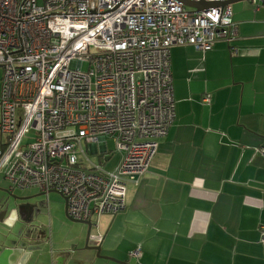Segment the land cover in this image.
<instances>
[{
  "label": "built area",
  "instance_id": "2783aa9c",
  "mask_svg": "<svg viewBox=\"0 0 264 264\" xmlns=\"http://www.w3.org/2000/svg\"><path fill=\"white\" fill-rule=\"evenodd\" d=\"M195 1L218 4L197 11L181 0H0V169L26 131L36 132L5 174L11 191H58L77 220L126 210L129 181L148 170L176 116L171 48L205 54L237 34L225 0ZM108 137L122 154L117 166L82 167L84 143L109 154ZM130 255L140 257V247Z\"/></svg>",
  "mask_w": 264,
  "mask_h": 264
},
{
  "label": "crops",
  "instance_id": "0c3cea01",
  "mask_svg": "<svg viewBox=\"0 0 264 264\" xmlns=\"http://www.w3.org/2000/svg\"><path fill=\"white\" fill-rule=\"evenodd\" d=\"M241 1L231 5L232 39L205 54L171 48L175 119L129 181L126 210L99 215L88 242L124 263L86 248L87 230L67 221L62 201L27 215L44 236L33 231L35 245L10 264H264V0Z\"/></svg>",
  "mask_w": 264,
  "mask_h": 264
},
{
  "label": "rangeland",
  "instance_id": "374dc122",
  "mask_svg": "<svg viewBox=\"0 0 264 264\" xmlns=\"http://www.w3.org/2000/svg\"><path fill=\"white\" fill-rule=\"evenodd\" d=\"M242 2V1H240ZM235 2L232 4V6L240 3ZM84 68H87L85 65ZM4 74V69L0 67V91L2 87V77ZM0 121H1V108H0ZM36 132L35 130L29 128L25 135L22 138L21 143L19 144L18 148L15 150L17 151L9 160V162L0 169V232L5 234H11L13 232V228H20L21 223L19 221H23L26 219L27 215L31 216L32 214H37L39 216L42 215L41 209H47L49 206H55L57 203L64 202L65 200L63 196L57 192H50L49 197L47 193H41L39 190L37 191L36 187L34 188H28V189H20L16 188L14 191L9 190L10 187V181L5 178V174L9 169H11L13 163L19 156V151L21 148V145H24L26 143H30L35 141ZM7 135H1L0 131V149H1V143L6 142ZM84 147L87 150L86 154L79 153V162L87 167L91 168L94 167L96 164L102 165L103 170L109 171L114 169L117 164L119 163L121 159V152L117 151L116 149V143L115 140L111 137H108V149L110 152H114L111 157V159L105 163H103V158L98 153H94L85 143ZM108 156L104 155V157ZM8 190V191H6ZM34 191V192H32ZM34 193V194H32ZM23 197H29L26 199H22ZM32 207V211L28 210V206ZM36 211V213H34ZM30 212V213H29ZM45 212H43V218H44ZM20 215V216H19ZM99 215H95L93 217V223H97L96 218ZM21 217V218H20ZM66 219L69 223L75 224L76 227L85 228L87 230L88 226L83 223H78L75 221H72L67 217ZM55 226V223H54ZM94 225L92 227V232L94 233L95 227ZM18 233H21L20 231ZM16 233V234H18ZM14 236V235H13ZM11 237V236H10Z\"/></svg>",
  "mask_w": 264,
  "mask_h": 264
},
{
  "label": "water",
  "instance_id": "95a60500",
  "mask_svg": "<svg viewBox=\"0 0 264 264\" xmlns=\"http://www.w3.org/2000/svg\"><path fill=\"white\" fill-rule=\"evenodd\" d=\"M185 5H188V6H191V7H195L197 9V11H201L205 8H208L210 6H213V5H216L218 4L217 2L216 3H209V2H205V1H200V2H197L195 0H181ZM238 1H241V0H225L223 1V3L221 4H228V5H232L233 3L235 2H238ZM103 152H106L105 150ZM96 153V152H95ZM110 156H106L104 158V160L108 161L110 160ZM8 191V190H6ZM57 192V191H55ZM59 194H61L60 192H58ZM62 195V194H61ZM26 198H29V197H23L22 199H26ZM65 201H66V198H64ZM68 205H67V201H66V215L67 217H69L70 220L72 221H75V222H78V223H83L85 225L88 226L87 228V240H86V248H93L95 250H97V253H98V256L99 257H102V258H106V259H110V260H113L115 262H118V263H124L123 261H120L114 257H110V256H104V255H101V245H98V246H93V247H89L88 246V242H89V238H90V235H91V232H92V227H93V222L92 220H77V219H74V218H71L69 215H68ZM21 223V230H17V232H13L11 233V236L13 237H10L9 234H4L3 235V241L1 243L3 244H0V264H10V259L11 257L14 255L15 251H19V252H22V251H25V252H28V250L33 247L35 244L32 243V241L36 240L37 239V236L34 238L32 233L33 231H35L36 233H39V227L38 225H36L34 223V219H24L23 221H19ZM21 232V233H18V232ZM18 233V234H16ZM14 235V236H13ZM39 235H42L44 236L43 234H40ZM12 245H10V244ZM30 251V250H29ZM72 255L73 253H71V258H72ZM74 259V258H73ZM78 263L77 264H83L84 263V259L81 260V259H77Z\"/></svg>",
  "mask_w": 264,
  "mask_h": 264
},
{
  "label": "flooded vegetation",
  "instance_id": "af4514ba",
  "mask_svg": "<svg viewBox=\"0 0 264 264\" xmlns=\"http://www.w3.org/2000/svg\"><path fill=\"white\" fill-rule=\"evenodd\" d=\"M95 152H96V151H95ZM95 152H94V153H95ZM15 153H16V152H14V154H15ZM96 153H98V154L101 156V158H103V160H102V161H103V163H105V162H106V160H104V156L102 155V154H103V152H96ZM14 154H13V155H14ZM13 155H12V156H13ZM105 155H106V154H105ZM9 190H10V189H9ZM13 191H14V190H13ZM57 192H58V191H57ZM62 196H63V195H62Z\"/></svg>",
  "mask_w": 264,
  "mask_h": 264
},
{
  "label": "trees",
  "instance_id": "16d2710c",
  "mask_svg": "<svg viewBox=\"0 0 264 264\" xmlns=\"http://www.w3.org/2000/svg\"><path fill=\"white\" fill-rule=\"evenodd\" d=\"M103 156L105 155V154H102ZM105 158V157H104Z\"/></svg>",
  "mask_w": 264,
  "mask_h": 264
}]
</instances>
